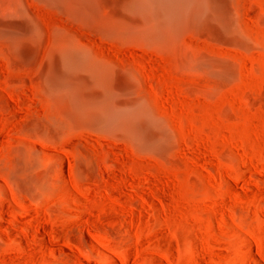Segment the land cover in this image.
Wrapping results in <instances>:
<instances>
[{"label":"rangeland","instance_id":"obj_1","mask_svg":"<svg viewBox=\"0 0 264 264\" xmlns=\"http://www.w3.org/2000/svg\"><path fill=\"white\" fill-rule=\"evenodd\" d=\"M20 1L45 27L64 16L43 0H0V264H264V0H247L248 52L194 36L172 61L140 59L150 65L134 98L169 134L148 148L99 113L68 117L45 84L59 63L47 37L14 45L2 35L22 27ZM112 55L100 59L133 58ZM199 55L232 76L188 62ZM122 80L109 78L118 92Z\"/></svg>","mask_w":264,"mask_h":264},{"label":"bare ground","instance_id":"obj_2","mask_svg":"<svg viewBox=\"0 0 264 264\" xmlns=\"http://www.w3.org/2000/svg\"><path fill=\"white\" fill-rule=\"evenodd\" d=\"M43 1L61 9L64 15L61 21L48 23L50 31H47L48 24L45 27L33 7L28 5L30 1H20L22 4L16 13L19 12L22 27L4 29L3 37L14 45L25 41L40 44L47 37L59 63L46 73L45 84L68 101V117L77 121L86 120L99 113L105 119L103 127L131 137L140 147H159L169 141V134L154 111L142 100L134 98V92L144 81L138 72H147L146 66L150 65L148 62L144 65L140 59L145 61L158 54L168 59L171 57L168 55L179 51L185 43L189 44V38L194 36L206 38L220 47L232 46L246 52L252 45L245 27L251 17L247 0ZM191 41L194 42L193 39ZM115 53L127 58L133 56L132 60L131 57L128 59L134 63L136 60L138 65H131L133 62L130 64L128 59L129 64L125 61L120 65L117 61L114 66L102 62V56H115ZM188 62L195 67L217 71L223 78L229 75V69L222 61L208 55L189 58ZM115 72L123 77L121 92L113 89L109 81ZM81 87L100 90L103 95L95 100L88 98L81 92ZM97 105L100 106L99 111H96ZM54 122L59 131L60 125L65 123Z\"/></svg>","mask_w":264,"mask_h":264}]
</instances>
